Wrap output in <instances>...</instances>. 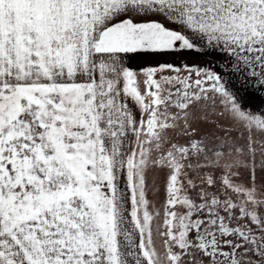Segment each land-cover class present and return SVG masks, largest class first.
Wrapping results in <instances>:
<instances>
[{"label":"snow or ice","instance_id":"6c2138e0","mask_svg":"<svg viewBox=\"0 0 264 264\" xmlns=\"http://www.w3.org/2000/svg\"><path fill=\"white\" fill-rule=\"evenodd\" d=\"M257 98L264 0H0V264H264Z\"/></svg>","mask_w":264,"mask_h":264},{"label":"rangeland","instance_id":"374dc122","mask_svg":"<svg viewBox=\"0 0 264 264\" xmlns=\"http://www.w3.org/2000/svg\"><path fill=\"white\" fill-rule=\"evenodd\" d=\"M167 55H164V56H158V55H146L144 56V58L140 59V57H134L130 60L129 62V66L130 67H133V68H139V67H143L145 66L144 64H148V65H154L156 63H158L159 61H162L164 60ZM180 57V62L181 61H186L188 63H193V62H197V61H200V62H203V58H200L198 57L196 54L194 53H183V54H180V55H174L171 57V60L173 61V59H175L174 57ZM146 60V62H145ZM143 64V65H142ZM130 103V102H129ZM260 104H261V101L257 98L254 100V102L252 103V108L253 110H256V109H260V111L262 113H264V108H260ZM133 110L134 111H138L136 110L134 107H133ZM131 136V134H129ZM129 144L130 145H134V138L133 139H130L129 140ZM160 180H161V183L159 185L160 187V195L156 201V204H157V207H159L160 203H162L163 199H164V193H163V187H162V180H163V177L161 176L160 177ZM151 198V197H150ZM155 224V222H154Z\"/></svg>","mask_w":264,"mask_h":264},{"label":"crops","instance_id":"0c3cea01","mask_svg":"<svg viewBox=\"0 0 264 264\" xmlns=\"http://www.w3.org/2000/svg\"><path fill=\"white\" fill-rule=\"evenodd\" d=\"M158 56H161V55H158ZM162 56H164V55H162ZM172 56H174V54L173 55H167L166 57H164L165 59L164 60H162V61H159L158 63H162V62H180V57H174L175 59H173V61L171 60V57ZM139 58V57H138ZM142 58H144V56L143 57H140V59H142ZM145 62H146V60H145ZM143 65V64H142ZM145 66H148V64L146 63V64H144Z\"/></svg>","mask_w":264,"mask_h":264}]
</instances>
